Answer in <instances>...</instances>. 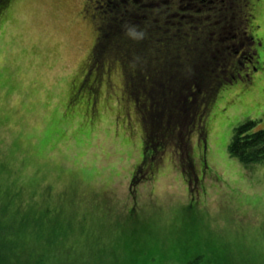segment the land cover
I'll return each instance as SVG.
<instances>
[{"label": "rangeland", "instance_id": "374dc122", "mask_svg": "<svg viewBox=\"0 0 264 264\" xmlns=\"http://www.w3.org/2000/svg\"><path fill=\"white\" fill-rule=\"evenodd\" d=\"M104 2L0 7V264H264V162L229 153L235 126L264 127V0L232 2L243 39L155 126L120 59L78 88Z\"/></svg>", "mask_w": 264, "mask_h": 264}, {"label": "trees", "instance_id": "16d2710c", "mask_svg": "<svg viewBox=\"0 0 264 264\" xmlns=\"http://www.w3.org/2000/svg\"><path fill=\"white\" fill-rule=\"evenodd\" d=\"M128 1L102 3L94 56L105 58L108 55L104 53L111 49L119 53L113 57L123 61L127 88L134 92L131 95L136 102L139 100L141 112L155 126L160 118H167L171 103L182 105L189 88L186 77L190 81L193 75H203L208 54L214 56L219 51L213 50L211 38V27L218 18L207 21L209 31L204 32L201 31L204 20L199 19L195 31L191 11L182 8L185 4L168 7L163 2L156 4L157 0H145L141 7V2L128 4ZM139 73L141 79L136 78ZM207 83L212 84L211 80ZM139 90L143 96L148 95L147 104L142 102ZM157 99H161L160 103ZM229 153L245 163L264 162V127H257V121L252 118L235 126Z\"/></svg>", "mask_w": 264, "mask_h": 264}, {"label": "flooded vegetation", "instance_id": "af4514ba", "mask_svg": "<svg viewBox=\"0 0 264 264\" xmlns=\"http://www.w3.org/2000/svg\"><path fill=\"white\" fill-rule=\"evenodd\" d=\"M96 1H99V0H96ZM102 1L109 2L107 0H102ZM111 1H113V0H111ZM124 1L126 2L127 0H124ZM184 1L185 0H157L155 3L159 5V4H161V2H163L168 7L173 6L172 4H174V6L176 5L178 7L181 4H185L184 7H182V8H191L189 10L191 11L190 12V15L192 16V18L195 15L194 12H200L199 13L200 14L199 17L197 18L198 20L199 19L200 20H203L206 17L211 16L210 13L207 10H206V12H201V10H203V8H207L208 6L213 7L215 9L214 15L218 17L217 21L211 27L212 28L211 29V32H212L211 38H212V40H214V41H212L213 47H214L213 48L214 51L215 50H219L220 51V48L219 47L224 46L225 45V42L228 41V39H230V37L233 38V39L236 38V37L243 39V37H242L243 35L239 37L238 36V32L233 33L230 37H228L227 34H224L223 33L224 26L221 23V20L222 19L227 20V19H229L231 17V15H232L231 13L232 12L229 11V10H230V8L233 7L232 6L233 5L232 2L234 0H188L185 3H183ZM130 2L131 3L141 2V7H142L145 4L146 1L145 0H132V1L130 0L127 3L129 4ZM125 5H127V4H125ZM87 6H88V4H87ZM207 25L208 24L204 23L203 28H202L201 31H203V32L204 31H209V29L207 28L208 27ZM245 31L248 32V30H245ZM240 51L241 50L239 48H237L235 52L238 53ZM112 59L114 61L115 58H109V59L104 58V57L103 58H98L97 56H94V51H93V54H91V60L88 63L89 65L87 67V70H88V73H90V75L91 74H94V73H95V75L94 76H91V78H90V76L89 77L87 76L88 75V73H87V75H86L87 76L86 81L85 82L82 81V83L79 86L77 85L78 88L80 89L81 88L80 86L82 84H83V86H85L86 83H88L87 85H89V87L93 88L94 91H96V88L97 87H95V86L93 87L92 86V82H94V77H96V73H101L103 70H106L105 72H108L107 71L108 68H107V66L105 68L104 67V64H106V65L110 64V62L112 61ZM136 78L141 79V74L140 73L137 74L136 75ZM94 84H95V82H94ZM125 86L127 87V84H125ZM139 92H140V95H141L142 102H144L145 104H147L149 102V100H150L149 97H148V95L147 96L146 95L143 96L141 94V90H139ZM142 96H143V98H142ZM160 101H161V99H157L156 102H159L160 103Z\"/></svg>", "mask_w": 264, "mask_h": 264}]
</instances>
